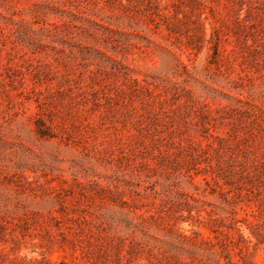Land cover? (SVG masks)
<instances>
[{
  "label": "rangeland",
  "instance_id": "1",
  "mask_svg": "<svg viewBox=\"0 0 264 264\" xmlns=\"http://www.w3.org/2000/svg\"><path fill=\"white\" fill-rule=\"evenodd\" d=\"M0 264H264V0H0Z\"/></svg>",
  "mask_w": 264,
  "mask_h": 264
}]
</instances>
